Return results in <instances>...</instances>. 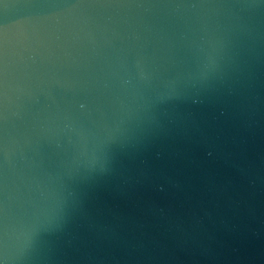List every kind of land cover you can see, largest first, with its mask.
Segmentation results:
<instances>
[{"label":"water","instance_id":"95a60500","mask_svg":"<svg viewBox=\"0 0 264 264\" xmlns=\"http://www.w3.org/2000/svg\"><path fill=\"white\" fill-rule=\"evenodd\" d=\"M0 264H264V0H0Z\"/></svg>","mask_w":264,"mask_h":264}]
</instances>
